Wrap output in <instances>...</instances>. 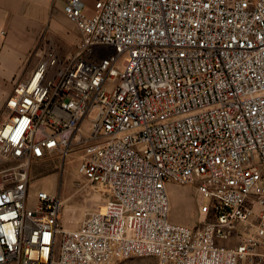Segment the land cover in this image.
Listing matches in <instances>:
<instances>
[{"label":"built area","instance_id":"built-area-1","mask_svg":"<svg viewBox=\"0 0 264 264\" xmlns=\"http://www.w3.org/2000/svg\"><path fill=\"white\" fill-rule=\"evenodd\" d=\"M61 10L73 53L47 48L5 100L0 264H264V0ZM78 150L77 171L112 199L65 229L30 171ZM169 182L195 184L197 224L169 219Z\"/></svg>","mask_w":264,"mask_h":264},{"label":"rangeland","instance_id":"rangeland-1","mask_svg":"<svg viewBox=\"0 0 264 264\" xmlns=\"http://www.w3.org/2000/svg\"><path fill=\"white\" fill-rule=\"evenodd\" d=\"M55 7H51L47 25L43 33L46 39L36 46L30 54V60L40 61L47 48L54 50L58 59L63 60L73 53L79 40V32L74 25L63 15L60 1H55ZM92 0H86V6L90 7ZM6 32L2 34L3 42ZM42 47V55H36ZM0 69V76L3 74ZM20 79L6 80L0 77V121L5 113V100L13 85ZM89 121L85 118L83 128ZM81 150L68 154L63 160L53 158L34 163L30 171V193L39 188L59 196L62 202V211L59 226L65 229L75 228L87 212L95 209L105 198L112 197L99 187L91 184L77 171L82 160ZM195 184L181 185L175 182L167 184V193L170 203L169 219L172 222L192 226L198 223V203L194 198ZM187 219L188 222L180 219ZM57 257V243L53 258ZM117 264H156L153 256L129 257L122 259Z\"/></svg>","mask_w":264,"mask_h":264},{"label":"crops","instance_id":"crops-1","mask_svg":"<svg viewBox=\"0 0 264 264\" xmlns=\"http://www.w3.org/2000/svg\"><path fill=\"white\" fill-rule=\"evenodd\" d=\"M55 1H60L62 7V0H0V69L4 70L0 77L24 80L38 64L29 59L30 54L46 39L43 32ZM82 2L91 10L92 4L87 7L86 0ZM41 48L36 55H42Z\"/></svg>","mask_w":264,"mask_h":264}]
</instances>
